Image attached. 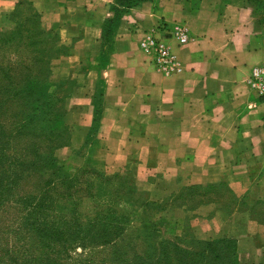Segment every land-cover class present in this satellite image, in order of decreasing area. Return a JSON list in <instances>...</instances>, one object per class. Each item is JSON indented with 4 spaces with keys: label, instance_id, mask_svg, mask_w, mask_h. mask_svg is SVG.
I'll use <instances>...</instances> for the list:
<instances>
[{
    "label": "crops",
    "instance_id": "obj_1",
    "mask_svg": "<svg viewBox=\"0 0 264 264\" xmlns=\"http://www.w3.org/2000/svg\"><path fill=\"white\" fill-rule=\"evenodd\" d=\"M20 0H0V21ZM56 34L57 59L102 82L91 164L172 176L179 186L222 183L226 194L199 213L264 261V98L248 84L264 63V20L247 0H141L113 11L115 0H26ZM114 20L103 58V27ZM184 27L187 42L172 36ZM154 31L182 70L158 73L139 41ZM93 85L84 104L91 108ZM88 107V108H89ZM227 201V202H225Z\"/></svg>",
    "mask_w": 264,
    "mask_h": 264
},
{
    "label": "rangeland",
    "instance_id": "obj_2",
    "mask_svg": "<svg viewBox=\"0 0 264 264\" xmlns=\"http://www.w3.org/2000/svg\"><path fill=\"white\" fill-rule=\"evenodd\" d=\"M247 1L253 2L257 15L264 20V0ZM14 27L9 19L3 17L0 21V32L11 31ZM22 53L26 55L25 51ZM20 57L22 56L18 52L6 49L0 56V62L2 65L9 63L8 65L18 67ZM57 58L50 62V75L44 87L48 96L60 99L57 105H62L65 112H59L58 106L51 108L41 102L36 114L38 120L33 119L30 127L41 129L45 136L51 130L55 133L61 130L56 126V121L62 120L66 128L61 139L67 137L69 143L67 146L55 145L49 153V157L61 167L57 175H62L61 172L65 171L76 174L81 181L87 177L95 181L97 177L79 172L92 166L91 144L101 105L98 95L101 82L98 78L91 81L84 75L83 69L69 67ZM27 65L33 68V74L36 68L40 69L33 62H28ZM89 85L94 87L91 108L87 103L84 104L88 98ZM42 101H46V97ZM18 115L10 116L8 110L0 113V264H264L251 248L241 243L239 245L237 241L234 244L230 242L231 237L227 230L220 227L219 219L211 221L210 216L197 212L213 196L210 188L179 186L172 176L153 172L139 178L129 168L117 172L97 169L104 176L118 174V177L112 178L108 188H104L105 183L102 185L97 182L91 190L94 194L101 195L98 197L100 200L107 196L111 202L115 201V206L122 208L121 211L128 215V225L138 226L145 220L144 226L151 231L147 235H152L138 242L120 243L117 240L109 245H88L89 247L84 248L52 241L53 238L47 236L50 228L47 225L36 227L35 221L42 219L45 223L51 222L55 228L63 231L64 221L72 213L64 200L57 196L44 198L42 210L22 203L29 199L36 204L40 198L33 187V177L16 179L19 163L23 160L25 147L31 139L29 135L20 140L13 136L17 129ZM37 132L34 131L33 134ZM36 138L35 144L46 151L51 148L52 143L54 145L60 141L58 137L53 142H42L43 138ZM9 158L11 165L8 166L5 159ZM41 173L48 176L44 170ZM2 183L10 184L3 185L9 186L6 188L1 187ZM12 183L18 184L10 186ZM100 188L103 189L102 192L97 191ZM125 190L128 191L127 194H124ZM136 192L141 193L150 203H162V207L159 210L151 209V212L142 210V206L133 201L137 197ZM83 200L90 202L88 199ZM78 211L81 217L92 214L81 206ZM37 228L41 229L36 230ZM211 240L216 241L214 252L218 254L217 257L207 249L206 242Z\"/></svg>",
    "mask_w": 264,
    "mask_h": 264
},
{
    "label": "trees",
    "instance_id": "obj_3",
    "mask_svg": "<svg viewBox=\"0 0 264 264\" xmlns=\"http://www.w3.org/2000/svg\"><path fill=\"white\" fill-rule=\"evenodd\" d=\"M139 1L141 0H115L113 11L118 15L121 9L129 8ZM4 18L13 22L15 27L11 31L0 32V56L4 50L6 52V49H8L13 50V52H18V55L22 57L17 61L18 67L8 65L9 63L2 65L0 62V113L8 110L10 116L19 114L16 120L17 129L13 136L19 137V140L27 135L31 137L25 147L26 151L22 156L23 160H21L19 166L17 165L19 171L16 179H22L27 176L33 177V187L40 198L36 204L32 203L29 199L23 200L22 203L28 207L42 210L44 209L42 205L44 198L57 196L64 200L69 207L70 213H72L64 221L65 226L63 227V231H59L51 222L45 223L42 219L35 221L36 227L47 225L50 228L47 236L50 239L53 238L51 239L52 241H62L66 245H77L82 248L89 247L88 245H109L117 242V240L120 243L143 241L148 235H152V233L147 235L151 231L147 230L146 226H144L145 220L138 226L128 225V215L124 211H121L122 208L119 209L115 206V201L111 202L109 197H105V195V198L101 197L100 200L98 197L101 195H96L91 190L92 186H95L97 182H100L102 185L105 183L104 188H108L107 185H110L112 178L115 176L118 177V174H115V176H104L96 168L88 166V169L87 167L83 168L79 173L97 177L95 181H91L90 177L81 181L76 174H70L65 171L63 173L61 172L62 175H57L61 167L54 162L53 158L49 157V153L55 145H68L69 139L67 137L66 139L65 137L61 139L63 138V133H65V124L62 120L57 119L56 126L60 127L61 130H58L56 133L51 130L49 135L44 136L41 129H31L30 123L33 119L34 121L38 120L36 114L41 102L51 108L58 106L57 110L59 112L60 110L61 113L65 112L62 105H57V101L60 99L55 96H48L44 87L50 75V62L63 53V46L60 45L59 38L56 34L47 33L43 29L40 23L39 12L26 0H20L15 8ZM115 26L116 23L114 20H108L103 27V58L101 65L104 64V56L111 47L112 34ZM20 49L25 51L26 55H23ZM29 51L32 53H29ZM28 62L35 63L40 69L36 68L37 70L33 74L31 72L33 68L27 65ZM17 85L19 86L15 87ZM60 85L62 84L60 83ZM100 87L98 95L101 98V105L98 111L97 125L102 106V82ZM45 97L46 101H42V98ZM34 131L38 132L33 134ZM36 137L43 138L41 140L42 142H53L55 137H58L60 141L54 145L52 143L50 145L51 148H48V151H46L41 150L35 144L34 139H37ZM5 161H7L8 166L11 165L10 158L5 159ZM41 170L48 173V176L41 173ZM12 178L14 179L13 174ZM5 184L9 185L10 183H2L1 187L8 188L9 186H3ZM16 184L18 183H12L10 186ZM193 187L202 189L210 188L213 195L210 201H219L221 195L226 194V187L221 182L212 183L205 187ZM97 191L102 192L103 189L100 188ZM127 193L128 191L125 190L124 194ZM136 196L132 199L139 206H142V210H149L151 212V209L159 210L162 207V203H150L139 192H136ZM83 199H88L90 202L86 203ZM80 206L85 208L86 212L92 214L81 217V213L78 211ZM40 229L37 228L36 230ZM230 240L233 244L236 243L235 239L231 238ZM206 246L214 256H218L214 252V247H216L215 240L207 241Z\"/></svg>",
    "mask_w": 264,
    "mask_h": 264
},
{
    "label": "built area",
    "instance_id": "obj_4",
    "mask_svg": "<svg viewBox=\"0 0 264 264\" xmlns=\"http://www.w3.org/2000/svg\"><path fill=\"white\" fill-rule=\"evenodd\" d=\"M179 45L187 42L184 27L177 25L172 34ZM140 49L146 53L150 64L162 75H173L182 70L180 60L174 55L171 46L154 31L145 33L139 41ZM248 84L254 93L264 98V63L252 67Z\"/></svg>",
    "mask_w": 264,
    "mask_h": 264
}]
</instances>
